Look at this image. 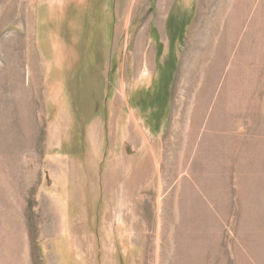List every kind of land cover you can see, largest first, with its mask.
Returning a JSON list of instances; mask_svg holds the SVG:
<instances>
[{
	"label": "rangeland",
	"instance_id": "374dc122",
	"mask_svg": "<svg viewBox=\"0 0 264 264\" xmlns=\"http://www.w3.org/2000/svg\"><path fill=\"white\" fill-rule=\"evenodd\" d=\"M20 2L0 264H264V0Z\"/></svg>",
	"mask_w": 264,
	"mask_h": 264
},
{
	"label": "crops",
	"instance_id": "0c3cea01",
	"mask_svg": "<svg viewBox=\"0 0 264 264\" xmlns=\"http://www.w3.org/2000/svg\"><path fill=\"white\" fill-rule=\"evenodd\" d=\"M6 2L4 1H1L0 2V68L5 66V59H4V56L1 52V48H2V42H5L7 41L8 39L12 37H20V35H22L20 29H23L26 31V25L21 24V8H20V0H5ZM16 1V3H15ZM28 10H30V3L28 4ZM29 14V12H28ZM7 18V20H6ZM28 31L29 33L31 32V29L33 30L34 34L36 33V12L34 13V16H33V22L31 23V16L30 14L28 15ZM21 26L23 28H21ZM28 33V35H29ZM20 57V56H19ZM13 64V63H12ZM8 65L7 66V63H6V66L7 68L9 67L10 70L11 68H13L14 70V65ZM1 70V69H0ZM13 75H16L17 73L14 74V71H12ZM29 79V77H28ZM25 80H27V78H25ZM30 82V80H29ZM28 88H30V93L31 91H34L36 90V86L35 85H29L27 86ZM13 89L17 90V87H12ZM20 93V92H19ZM29 158V157H28ZM28 161V160H27ZM30 161H28V163L26 164V166H23L21 167V170L23 169V179L24 181H26L25 183V186L22 189L21 191V201L19 205H13L12 208H11V211L10 212H14V211H17L19 210L20 213H19V218H20V229L22 228L23 229V233H24V236L19 234V238L20 239H23L22 237L25 238L26 242H27V247L30 248V239H31V236H30V222H31V217H32V220H34V227H36V224H35V221H36V212H35V209L33 210V214L31 215L30 211V188H29V183L31 181V178L33 179V182L35 183V168L33 167V164L30 165ZM20 170V171H21ZM32 173H33V176H32ZM10 199L13 198L12 196H8ZM24 209H25V212L27 210V212L24 214ZM22 223V224H21ZM10 230H9V233L8 235H12V231H13V228L14 226L9 227ZM0 236L1 237H5L3 236L1 233H0ZM9 238V237H8ZM25 243V242H24Z\"/></svg>",
	"mask_w": 264,
	"mask_h": 264
}]
</instances>
